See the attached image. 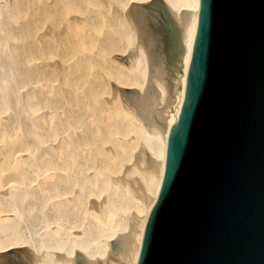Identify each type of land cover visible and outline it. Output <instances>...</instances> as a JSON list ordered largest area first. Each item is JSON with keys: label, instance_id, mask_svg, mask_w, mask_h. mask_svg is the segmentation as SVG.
I'll return each mask as SVG.
<instances>
[{"label": "bare ground", "instance_id": "1", "mask_svg": "<svg viewBox=\"0 0 264 264\" xmlns=\"http://www.w3.org/2000/svg\"><path fill=\"white\" fill-rule=\"evenodd\" d=\"M148 4L175 23L173 64ZM200 8L0 0V264H139Z\"/></svg>", "mask_w": 264, "mask_h": 264}, {"label": "water", "instance_id": "2", "mask_svg": "<svg viewBox=\"0 0 264 264\" xmlns=\"http://www.w3.org/2000/svg\"><path fill=\"white\" fill-rule=\"evenodd\" d=\"M139 264H264V0H201Z\"/></svg>", "mask_w": 264, "mask_h": 264}, {"label": "rangeland", "instance_id": "3", "mask_svg": "<svg viewBox=\"0 0 264 264\" xmlns=\"http://www.w3.org/2000/svg\"><path fill=\"white\" fill-rule=\"evenodd\" d=\"M146 6L149 12L147 28L155 37L159 58L165 63L169 60L167 65L169 63L173 64V57L176 54V47L178 46L175 23L162 5L148 4Z\"/></svg>", "mask_w": 264, "mask_h": 264}]
</instances>
